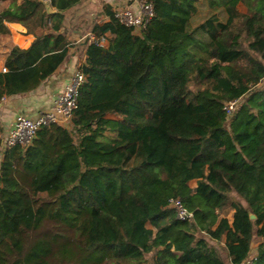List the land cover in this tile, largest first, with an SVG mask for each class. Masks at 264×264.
I'll return each instance as SVG.
<instances>
[{"label":"trees","instance_id":"trees-1","mask_svg":"<svg viewBox=\"0 0 264 264\" xmlns=\"http://www.w3.org/2000/svg\"><path fill=\"white\" fill-rule=\"evenodd\" d=\"M4 1L0 36L53 32L12 47L0 101L56 73L81 0ZM149 1L141 35L105 4L71 127L3 150L0 123V264H264V0Z\"/></svg>","mask_w":264,"mask_h":264},{"label":"crops","instance_id":"crops-1","mask_svg":"<svg viewBox=\"0 0 264 264\" xmlns=\"http://www.w3.org/2000/svg\"><path fill=\"white\" fill-rule=\"evenodd\" d=\"M105 4L113 8L125 5L136 6L135 0H81L74 7L64 11V21L60 32L64 33L71 41L67 57L55 74L44 80L38 88L25 94L5 97L0 101V123L4 127V134L10 129L12 121L20 114L36 116L53 107L56 96L62 87L70 80L77 66L86 61L87 48L90 45L89 33L93 32L96 23L108 21L104 13ZM237 8L241 12L247 11L244 2ZM91 12V13H90ZM10 33L0 36V72L5 66V59L13 46L27 48L36 38L37 34L52 33L49 25L39 26L35 33L28 32L27 27L21 22L7 23ZM112 34L108 33L104 45L109 44ZM71 121L64 126L71 127ZM1 159V156H0ZM191 187L197 186V180L190 181ZM258 242L253 243L256 250ZM159 250V254L165 253Z\"/></svg>","mask_w":264,"mask_h":264},{"label":"built area","instance_id":"built-area-1","mask_svg":"<svg viewBox=\"0 0 264 264\" xmlns=\"http://www.w3.org/2000/svg\"><path fill=\"white\" fill-rule=\"evenodd\" d=\"M48 9H50L52 0H42ZM136 6L125 5L114 8L115 16L124 24L133 27L134 33L141 35L147 29L151 18L154 16V6L149 0H135ZM90 43L96 41L104 45L106 37L97 38L94 32L89 33ZM85 62L78 64L74 74L70 80L62 87L56 96L54 105L51 109L46 110L39 115L30 116L25 114L18 115L11 123L10 129L2 139L3 150L15 145H28L36 136L37 131L51 123L65 125L69 123L73 117L74 110L78 106V97L81 86L87 80L83 71ZM7 68L3 67L2 71ZM238 100H231L225 104L227 115L233 113L237 107ZM170 206L177 210L179 219L186 220L193 214L187 210L180 199H171ZM256 253L242 264H255Z\"/></svg>","mask_w":264,"mask_h":264},{"label":"rangeland","instance_id":"rangeland-1","mask_svg":"<svg viewBox=\"0 0 264 264\" xmlns=\"http://www.w3.org/2000/svg\"><path fill=\"white\" fill-rule=\"evenodd\" d=\"M9 4V1L7 0V1H4V2H2V6L4 7V6H6V5H8ZM91 13V12H90ZM1 160V159H0ZM42 196H45L46 194L45 193H42L41 194Z\"/></svg>","mask_w":264,"mask_h":264},{"label":"water","instance_id":"water-1","mask_svg":"<svg viewBox=\"0 0 264 264\" xmlns=\"http://www.w3.org/2000/svg\"><path fill=\"white\" fill-rule=\"evenodd\" d=\"M49 11H54V10L52 8H50ZM251 217L252 218H255V215L254 214H251Z\"/></svg>","mask_w":264,"mask_h":264}]
</instances>
